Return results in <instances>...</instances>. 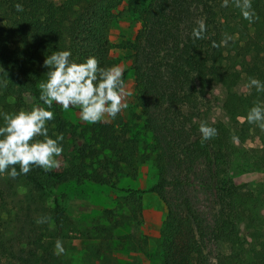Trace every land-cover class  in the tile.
I'll return each mask as SVG.
<instances>
[{
  "label": "trees",
  "instance_id": "trees-1",
  "mask_svg": "<svg viewBox=\"0 0 264 264\" xmlns=\"http://www.w3.org/2000/svg\"><path fill=\"white\" fill-rule=\"evenodd\" d=\"M122 1L126 11L141 20L143 29L153 21L154 7L167 3V0H61L59 3L54 0H0V113L21 110L25 96L44 104L39 99V84L47 79L48 69L43 64L52 52L70 51V60L77 63L94 56L102 68L115 66L116 60L110 55L115 46L107 38V27L110 10ZM204 1L214 29L209 30L208 38L190 37L182 44L176 43L180 51L167 53L170 56L165 60L164 84L163 78L158 80L153 72L149 76L141 72L136 57L133 66L135 100L144 117L138 130L118 131L112 124L100 122L83 127L87 158L95 160L97 168L85 169L84 160L79 164L70 160L56 171L33 166L28 174L14 179L7 173L0 175V188L8 190L19 180L28 183L37 193L52 191L53 187L72 180L115 188L112 178L117 180L120 174L129 175L137 166L153 163L156 182L138 193H153L168 208L157 238L162 264H264V131L244 119L255 104L264 106V91L247 87L249 78L264 83V0H251L255 13L251 23L243 18L232 0L228 7H221L222 0L213 6L207 4L209 0ZM17 3L23 5V12L16 11ZM170 12L174 13L172 9ZM226 36L232 38L226 46L213 47V42L220 44ZM127 74L128 71H124V81ZM161 85L164 91L159 92L157 88ZM213 86L221 92L225 119L204 122L214 127L217 135L202 143L199 114L194 106L191 110L187 108L206 88ZM242 87L245 92L241 91ZM153 99L166 108L170 118L181 119L178 122L181 140L171 150L183 163L182 173L173 180L167 176L170 151L162 150L155 138L151 141L147 138V133L156 131L157 121L150 113ZM3 124L0 115V126ZM47 128L53 139L63 134L60 143L65 150L66 125L54 118ZM251 138L256 139L257 146L246 147L244 144ZM200 163L206 165L212 178L219 183L214 186L217 218L210 230L187 194V184L183 181ZM228 170L232 174L255 170L262 173L263 179L255 184L236 185L225 175ZM168 188L174 191L172 196ZM1 204L0 210L3 201ZM51 212L55 230L50 237L66 239L75 231V226L54 193ZM102 219L96 231L98 238L108 242L124 225V218L119 220L114 210H105ZM211 243L217 251L213 262L206 252ZM40 247L42 254L33 252L23 264H61L54 252ZM220 247L223 250H219ZM100 253L97 250L98 256ZM10 254L0 232V261ZM100 261L108 264V257Z\"/></svg>",
  "mask_w": 264,
  "mask_h": 264
},
{
  "label": "rangeland",
  "instance_id": "rangeland-1",
  "mask_svg": "<svg viewBox=\"0 0 264 264\" xmlns=\"http://www.w3.org/2000/svg\"><path fill=\"white\" fill-rule=\"evenodd\" d=\"M213 2L209 0L207 4H219V0H215L214 4ZM205 7L204 0H178L176 4L167 0V3L154 7L151 14L153 21L146 29H143L140 19L126 11L124 1L110 10L107 38L115 46L110 50V55L116 60V65L128 71L125 80L128 107L114 119L106 117L100 123L112 124L118 131H127L129 128L138 130L144 117L141 116V110L135 100L136 81L133 66L136 57L141 72L147 76L153 72L158 80L163 78L164 84L167 74L165 60L170 56L167 53L180 51L176 48V43L182 44L187 38L193 37L192 31L198 27L197 21L201 19L206 25L205 38H208L209 30L214 29L207 15L208 8ZM170 9L174 13L169 14ZM157 89L159 92L164 91L162 85ZM241 91L245 92V87H242ZM196 99L187 109L191 110L194 106L199 114V121L215 123L219 119H225L221 110L222 95L219 88L208 87ZM159 103L157 99H153L151 103L150 113L157 121L156 131L147 133V138L149 141L155 138L161 144L162 150L170 151L167 156V176L169 180H173L182 173L183 163L171 150L176 148L181 140L178 138L182 133L178 129L181 119L170 118V113L168 114L166 108ZM34 106L47 107L34 98L25 96L22 109L30 110ZM49 110L53 111L55 118H59L68 129L66 149L57 158L60 166L52 171L64 168L70 160L77 164L84 160L83 166L87 170L89 166L97 168L95 160L87 158L86 141L82 137L83 127L91 124L80 119L79 109L70 107L65 111L54 102ZM244 145L257 146L256 139L251 138ZM225 175L236 185L255 184L263 179L262 173L255 170L240 174H232V171L228 170ZM117 177V180L112 178L115 188L90 181L74 180L42 193L32 190L23 180L14 182L8 190L1 187L0 200L4 206L0 210V232L11 254L2 258L0 264H23L33 252L42 254L40 246L54 252L61 264H102L100 260L104 256L108 257V264H162L157 238L167 217L168 208L157 195L138 193L149 189L156 182L155 166L153 163L140 165L129 175L120 174ZM212 177L206 165L200 163L192 174L183 178L187 184V194L200 211L208 230L213 227L218 211L214 186L219 183ZM52 192L58 197L63 212L75 226V231L64 240L54 239L49 235L55 230L51 212ZM168 194L172 196L174 191L168 188ZM105 210H114L119 220L124 218V225L115 231L114 238L108 241L109 245H105L108 242L98 238L96 231L97 224L103 220L102 214ZM38 220L43 222L38 223ZM57 240L62 242L64 249L61 254L56 253ZM106 246L108 247L105 248ZM97 250L101 252L99 256ZM219 250H223V247ZM206 252L210 262H213L217 251L212 243L208 245Z\"/></svg>",
  "mask_w": 264,
  "mask_h": 264
},
{
  "label": "clouds",
  "instance_id": "clouds-1",
  "mask_svg": "<svg viewBox=\"0 0 264 264\" xmlns=\"http://www.w3.org/2000/svg\"><path fill=\"white\" fill-rule=\"evenodd\" d=\"M232 3L240 9L245 20L253 22L255 13L251 0H232ZM228 6L229 0H222L221 7ZM15 9L17 12L24 11L20 3L15 5ZM197 24L192 35L196 39H203L205 22L201 19ZM231 39L226 36L220 44L213 42V47L226 46ZM70 57V51H55L44 60L43 66L48 69L45 74L47 79L39 84V99L46 108L34 106L30 110L0 113L4 121L3 126H0V175L7 173L14 179L18 175L28 174L33 166L45 171L60 166L57 158L63 152L60 143L64 139L63 134L53 139L49 137L47 128L48 122L55 118L54 112L49 110L54 102L65 111L70 107L78 108L80 119L89 124L102 122L106 117L114 119L128 107V92L121 66L102 68L94 56L81 63L70 60ZM3 86H7L6 81ZM247 87H255L258 92L264 91V83L256 78H249ZM244 119L264 131V106L255 104ZM199 131L202 143L217 135V130L204 122H201ZM63 251L62 242L57 240L56 253L61 254Z\"/></svg>",
  "mask_w": 264,
  "mask_h": 264
}]
</instances>
